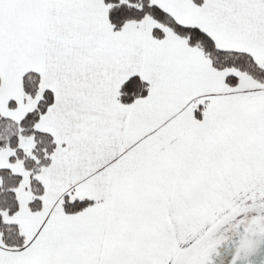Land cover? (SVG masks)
<instances>
[{
    "label": "snow or ice",
    "instance_id": "6c2138e0",
    "mask_svg": "<svg viewBox=\"0 0 264 264\" xmlns=\"http://www.w3.org/2000/svg\"><path fill=\"white\" fill-rule=\"evenodd\" d=\"M0 264H264V0H0Z\"/></svg>",
    "mask_w": 264,
    "mask_h": 264
}]
</instances>
